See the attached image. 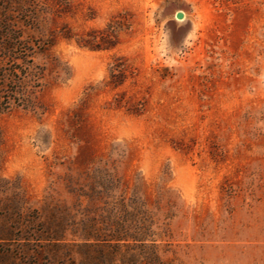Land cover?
<instances>
[{"label": "rangeland", "instance_id": "1", "mask_svg": "<svg viewBox=\"0 0 264 264\" xmlns=\"http://www.w3.org/2000/svg\"><path fill=\"white\" fill-rule=\"evenodd\" d=\"M6 18L46 49L36 107L0 111V264H264V0ZM123 226L156 248L86 240Z\"/></svg>", "mask_w": 264, "mask_h": 264}, {"label": "trees", "instance_id": "2", "mask_svg": "<svg viewBox=\"0 0 264 264\" xmlns=\"http://www.w3.org/2000/svg\"><path fill=\"white\" fill-rule=\"evenodd\" d=\"M3 21L4 24L0 30V111L8 109L12 105L35 108L37 99L35 93L37 88L42 85L43 67L35 64L34 56L38 52L44 51L46 44L25 38L23 31L17 29L11 23V19L6 18ZM37 47L40 50H36ZM128 228L129 226H123L113 233L94 235L91 236L92 238L89 236L86 237V240L93 239L97 241L95 245L102 246L103 244V246L112 247L116 251L120 247L156 248L154 244H145L143 242L145 239L139 237L140 233L130 234ZM130 240L140 243L135 246L136 243L132 244ZM130 256L134 255H128V258L125 256L127 261L124 260V263L132 260L129 259ZM149 257L145 259L157 262L155 254L151 256L149 254Z\"/></svg>", "mask_w": 264, "mask_h": 264}, {"label": "water", "instance_id": "3", "mask_svg": "<svg viewBox=\"0 0 264 264\" xmlns=\"http://www.w3.org/2000/svg\"><path fill=\"white\" fill-rule=\"evenodd\" d=\"M177 17H178V18H183V17H184L183 12H179V13H177Z\"/></svg>", "mask_w": 264, "mask_h": 264}, {"label": "bare ground", "instance_id": "4", "mask_svg": "<svg viewBox=\"0 0 264 264\" xmlns=\"http://www.w3.org/2000/svg\"><path fill=\"white\" fill-rule=\"evenodd\" d=\"M181 20H183L184 18H180Z\"/></svg>", "mask_w": 264, "mask_h": 264}]
</instances>
